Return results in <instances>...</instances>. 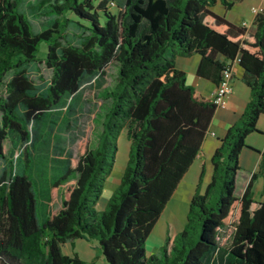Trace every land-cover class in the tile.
Here are the masks:
<instances>
[{
  "label": "trees",
  "instance_id": "obj_1",
  "mask_svg": "<svg viewBox=\"0 0 264 264\" xmlns=\"http://www.w3.org/2000/svg\"><path fill=\"white\" fill-rule=\"evenodd\" d=\"M23 1L0 0V264H87L77 253L63 252L78 239L97 242L106 264H264V202L254 198L255 175L246 183L240 166L246 139L259 132L264 115V10L249 32L213 11L218 4L229 11L244 0H34L29 14L48 19L35 33L21 11ZM69 26L79 30L76 43ZM43 43L53 75L41 87L27 69L41 63ZM194 54L201 57L198 75L218 76V86L238 63L251 99L214 155L211 193L202 195L199 186L185 229L168 238L160 255L148 256L147 240L219 109L176 67L177 58ZM110 66L117 77L103 91L111 105L96 144H80L77 160L72 153L53 158V114L70 117L82 89L93 82L102 87ZM124 131L129 162L99 212ZM37 140L43 146L33 164L29 149ZM47 160L56 176L40 224L28 170Z\"/></svg>",
  "mask_w": 264,
  "mask_h": 264
},
{
  "label": "rangeland",
  "instance_id": "obj_2",
  "mask_svg": "<svg viewBox=\"0 0 264 264\" xmlns=\"http://www.w3.org/2000/svg\"><path fill=\"white\" fill-rule=\"evenodd\" d=\"M34 0H24L21 6V11L29 17V20L33 26L35 33H39L47 27L48 19L45 17L34 18L29 14L27 5L29 2ZM263 0H244L243 2L237 3L231 10H226L221 4H218L213 11L220 16L227 14L228 19L238 26H242L243 23H251L252 13L251 8L253 6L259 7ZM117 5V3H116ZM111 7V6H110ZM112 11L115 12V7L112 6ZM226 18V17H225ZM227 19V18H226ZM245 21V22H243ZM243 22V23H242ZM248 25V24H247ZM253 25V24H252ZM250 30L253 27L250 26ZM79 30L74 26H69L68 34L69 40L76 43V36ZM47 45L42 44L40 47V64H31L28 66L29 79L38 86H45L52 79V70H50L44 63L46 57ZM107 75L105 82L102 87L96 86V83L86 85L80 92L79 104L76 110L70 117L66 115L53 114V120L56 122L54 127V139L52 140L51 155L53 158H63L66 154L72 153L74 160L78 159V147L80 144L89 145L93 142L96 144L98 136L101 132V123L110 108L111 101L103 97V91L110 89L114 86L117 70L114 66H110L107 69ZM12 74L7 76V81L11 78ZM5 94V91L3 92ZM64 113V112H62ZM1 119V113H0ZM96 126V127H95ZM44 135V133H43ZM34 148H28L31 156L29 159L34 164L35 157L39 150L42 148V140L35 142ZM131 142L127 137V132L124 131L119 139V151L117 154L116 164L118 170L113 171L112 175L108 179L105 188L108 190H116L121 182L122 171L119 167L126 168L130 157ZM42 151V150H41ZM45 152V151H44ZM34 154V155H33ZM48 156V153H44ZM50 155V156H51ZM24 161L20 163L19 170L21 171L24 165ZM3 163L0 161V173L2 170ZM120 168V169H121ZM29 176L32 178L35 184V192L37 199V217L41 224L44 218L48 214L49 210V188L52 178L56 176L55 171L51 169V165L47 160V164L44 162L38 164V166H32L28 170ZM183 189V188H182ZM220 192V183L216 187V191L213 192L211 197V205H214L218 199ZM58 204L56 205V207ZM103 212L104 210H98ZM63 252L66 255H73L77 252L82 260L86 261L87 264H91L94 261L95 264H101L98 255V249L96 244H93L87 240L78 239L75 240L74 247L69 241L63 247ZM152 253V246L148 248V254ZM147 254V255H148Z\"/></svg>",
  "mask_w": 264,
  "mask_h": 264
},
{
  "label": "crops",
  "instance_id": "obj_3",
  "mask_svg": "<svg viewBox=\"0 0 264 264\" xmlns=\"http://www.w3.org/2000/svg\"><path fill=\"white\" fill-rule=\"evenodd\" d=\"M253 8H256V6L251 8V13ZM224 16L230 21L227 14H224ZM254 19L255 15L252 13L251 23L246 22L249 32H254L255 28L252 25ZM250 26L253 27V30H250ZM200 61L201 57L197 54L189 57H179L176 60V67L186 74L189 85L193 86L201 95L211 99L218 87V76L214 80L199 76L198 68ZM233 77L232 94L227 97L226 105L217 110L211 122L209 132L203 141L200 153L179 184L175 194L147 240V254L149 246H152V253L148 254V256L160 255L161 249L168 238L174 240L185 229L188 223L192 199L198 187L200 186V193L202 195L211 193L210 187L215 175L214 155L222 146V141L227 136L229 130L239 123L251 99L250 88L244 81L245 72L238 63L234 64ZM257 128L259 132L249 135L246 139L247 147L241 153L240 166L246 183L250 182L255 175L252 192L256 200L264 202V169H261L262 154L264 152V115L260 116ZM120 168L119 170L122 171L123 176L127 166L123 169ZM116 170H118L117 164H115ZM116 190L105 188L103 196L97 205L98 210H105L107 208ZM89 242L96 244L98 249L97 258H99L101 264H106L100 254L98 243L95 241ZM71 245L74 247L75 240L71 241Z\"/></svg>",
  "mask_w": 264,
  "mask_h": 264
},
{
  "label": "built area",
  "instance_id": "obj_4",
  "mask_svg": "<svg viewBox=\"0 0 264 264\" xmlns=\"http://www.w3.org/2000/svg\"><path fill=\"white\" fill-rule=\"evenodd\" d=\"M264 10V0L262 5L253 8L252 13L256 16ZM243 26L247 27V23H243ZM233 68L228 69L224 72L223 78L219 86L217 87L215 93L212 95L213 103L219 108L226 105V99L233 92Z\"/></svg>",
  "mask_w": 264,
  "mask_h": 264
}]
</instances>
